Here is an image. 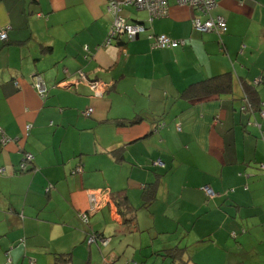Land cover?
<instances>
[{
  "label": "crops",
  "instance_id": "crops-1",
  "mask_svg": "<svg viewBox=\"0 0 264 264\" xmlns=\"http://www.w3.org/2000/svg\"><path fill=\"white\" fill-rule=\"evenodd\" d=\"M169 5L124 7L147 30L107 45L109 0H0V264H264V0H217L220 37ZM160 34L185 44L153 49ZM93 231L110 239L95 252Z\"/></svg>",
  "mask_w": 264,
  "mask_h": 264
},
{
  "label": "built area",
  "instance_id": "built-area-1",
  "mask_svg": "<svg viewBox=\"0 0 264 264\" xmlns=\"http://www.w3.org/2000/svg\"><path fill=\"white\" fill-rule=\"evenodd\" d=\"M181 5L189 6L197 10L199 15H197L193 21L194 28L202 33L211 32L216 33L220 36L225 35L228 32V24L225 18L217 16L214 17L211 13L213 9L217 7V0H177ZM131 6L139 11H150L151 18H165L169 13V0H109V9L115 16V21L109 37L106 41L107 45H112V42L120 39L123 36L128 37L129 40H135L141 34H143L147 28L143 23H132L129 22L126 18L122 17L121 13L124 7ZM202 17H206L203 21ZM153 39L152 47L153 49H176L180 46H184V41L173 40L165 34L152 35L150 36ZM8 35L6 31L0 32V41L7 40ZM81 77H85L84 73L80 72ZM257 80L255 83H259ZM106 84L99 81L93 82L91 84V90L95 97L101 98L106 91ZM33 87L40 94L42 98L47 97L48 88L43 79L42 75H35L33 78ZM247 101V104L243 107V110L251 109L250 103ZM94 109L89 108L85 115L91 116ZM263 113V112H262ZM264 116V113H263ZM33 128L32 124L26 126V131L29 133ZM3 144L10 143L11 140H6L3 138ZM25 159L32 160L31 155H26ZM22 170H25V165H22ZM204 190L210 195L213 196V192L209 187H205ZM83 221L85 224H89V216L87 214L83 215ZM100 240L99 238L93 236L92 234L88 236L87 244L92 245L93 243ZM104 241H109L107 238H104Z\"/></svg>",
  "mask_w": 264,
  "mask_h": 264
},
{
  "label": "trees",
  "instance_id": "trees-1",
  "mask_svg": "<svg viewBox=\"0 0 264 264\" xmlns=\"http://www.w3.org/2000/svg\"><path fill=\"white\" fill-rule=\"evenodd\" d=\"M132 23H135V22H132ZM1 31L2 30H0V32ZM6 32H7V30H6ZM7 35H8V32H7ZM7 40H8V38H7ZM7 40H5V41H7ZM5 41H1V42H5ZM225 83H228V81H225ZM204 84L207 86V88H211L210 90H208L209 92L210 91L211 92H217V91L225 89V85L223 83V79H220V78L211 79V80H209L207 82H204ZM246 97H247L248 102L251 105V109L253 110L254 106H253V104H252V102H251V100L249 98V95L247 94ZM46 98L47 97H45L44 99H46ZM155 189H156V185L155 184H149L145 188V190L143 192L144 207L147 208L148 206H150V204L154 200ZM116 202H117V200H116ZM117 204L119 205L118 208H119V213L121 214V216L122 215L123 216H129V215L132 214V212L129 210L130 209L129 202H128V199L126 197L124 199H122V202H118ZM129 221H134L135 222V218L130 219ZM92 235L97 237V238H99L100 240H104L103 235L100 234V233H93ZM57 260H65L66 262H69L70 261V257L67 256V258H66V254H62V255H59L57 257Z\"/></svg>",
  "mask_w": 264,
  "mask_h": 264
},
{
  "label": "rangeland",
  "instance_id": "rangeland-1",
  "mask_svg": "<svg viewBox=\"0 0 264 264\" xmlns=\"http://www.w3.org/2000/svg\"><path fill=\"white\" fill-rule=\"evenodd\" d=\"M105 222H106V216L104 214H102V213L99 212L93 218H90L89 222H87V223L93 225V229H95V226L96 225L97 226H100L101 229H103L104 226H105ZM84 225H87V224H84ZM86 227L89 228V226H86ZM93 233H95V232L93 231ZM44 234H46V236H48L49 240L51 239V233L50 232H45L44 231ZM90 234H91V232L87 236H89ZM107 238H109V237H107ZM108 240L109 241H106V243H104V241H100L99 242L100 243V246L101 247H106L110 243V239H108ZM118 243H121V242H118ZM126 245H127L126 242H124L123 246H126ZM91 246H93V252H95V250L98 247V244L95 242ZM85 247H87V246H85ZM93 263H94V261H93ZM105 263H106V261H105Z\"/></svg>",
  "mask_w": 264,
  "mask_h": 264
}]
</instances>
